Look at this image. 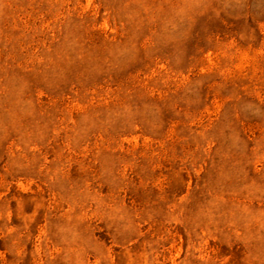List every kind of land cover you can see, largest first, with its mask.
Here are the masks:
<instances>
[{
	"label": "rangeland",
	"instance_id": "1",
	"mask_svg": "<svg viewBox=\"0 0 264 264\" xmlns=\"http://www.w3.org/2000/svg\"><path fill=\"white\" fill-rule=\"evenodd\" d=\"M0 264H264V0H0Z\"/></svg>",
	"mask_w": 264,
	"mask_h": 264
}]
</instances>
